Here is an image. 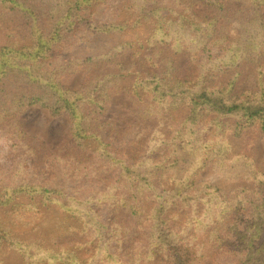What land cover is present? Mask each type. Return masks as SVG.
I'll return each mask as SVG.
<instances>
[{
  "label": "trees",
  "instance_id": "16d2710c",
  "mask_svg": "<svg viewBox=\"0 0 264 264\" xmlns=\"http://www.w3.org/2000/svg\"><path fill=\"white\" fill-rule=\"evenodd\" d=\"M238 1L0 0V264H264V172L228 140L264 134V0ZM116 93L132 120L102 116ZM34 105L67 115L77 152L36 157ZM208 166L246 184L199 181Z\"/></svg>",
  "mask_w": 264,
  "mask_h": 264
},
{
  "label": "rangeland",
  "instance_id": "374dc122",
  "mask_svg": "<svg viewBox=\"0 0 264 264\" xmlns=\"http://www.w3.org/2000/svg\"><path fill=\"white\" fill-rule=\"evenodd\" d=\"M223 1L228 10H243L247 7L246 3L238 0ZM199 9L202 10L203 8L200 7ZM261 14L264 18V7L261 8ZM89 39L92 40L91 45L93 46V51H98L104 48L107 41L104 37L103 39ZM164 53L166 55L173 54L168 48L164 49ZM173 58L175 60V65L179 69L180 75L191 70L187 55L182 53L173 54ZM238 70L240 71V74L237 78L236 88L241 89L253 86L254 79L251 78V73L253 71L252 65L242 64L238 67ZM236 73V69H229L228 71L221 73V79L223 82H226ZM87 76V73L77 71L72 75H61V80L66 86L76 88ZM135 109V105L124 93H116L113 94L108 101L107 109L102 116L114 123H116V120H120L123 123L134 118ZM19 121L26 134L27 140L34 148V153L38 159H41L49 151L57 149H63L69 152H77L79 150L71 137L70 122L67 115L64 113H61L58 116H53L46 109L34 105L21 113ZM228 140L234 152H243L250 155L255 160L256 167L264 172V134L258 132L254 127H247L243 129L238 136L228 134ZM198 180H205L214 183L227 192H229L235 185L246 184L243 180H229L219 171L214 170L211 166L206 167L200 172ZM120 214L129 227L134 225L133 218H131L127 212H121Z\"/></svg>",
  "mask_w": 264,
  "mask_h": 264
}]
</instances>
